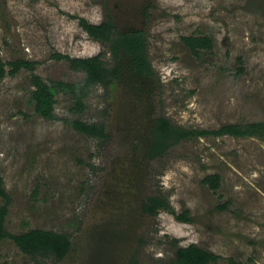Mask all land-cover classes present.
Returning a JSON list of instances; mask_svg holds the SVG:
<instances>
[{
  "label": "rangeland",
  "instance_id": "374dc122",
  "mask_svg": "<svg viewBox=\"0 0 264 264\" xmlns=\"http://www.w3.org/2000/svg\"><path fill=\"white\" fill-rule=\"evenodd\" d=\"M81 20L106 23L113 38L140 31L152 75L140 76ZM186 37L209 47L194 52ZM97 54L106 84L90 86L81 111L58 90L54 117L36 113L33 75L80 81L84 72L64 56ZM0 59L36 61L32 72L0 78L4 227L69 241L56 257L25 254L4 238L0 264H172L191 244L219 263L264 264V130L191 134L148 155L159 116L188 132L264 123V0H0ZM64 118L101 125L102 137ZM210 174L214 189L203 182ZM151 197L165 206L147 212Z\"/></svg>",
  "mask_w": 264,
  "mask_h": 264
},
{
  "label": "trees",
  "instance_id": "16d2710c",
  "mask_svg": "<svg viewBox=\"0 0 264 264\" xmlns=\"http://www.w3.org/2000/svg\"><path fill=\"white\" fill-rule=\"evenodd\" d=\"M81 26L92 38L99 39L103 42L109 41L111 43L110 49L113 55H116L119 51H124L129 59L131 68L140 76L144 77L147 75H152V68L146 57L144 38L142 37V33L140 31L119 33L118 38H113L110 31L111 27L106 23L92 24L81 20ZM184 42L194 52L198 47H209V41L205 37H186L184 38ZM101 55L102 54H97L95 56L80 58L64 56L69 61V65L72 70L84 72V77L80 81H52L50 84H47L38 76L33 75L32 84L34 89L31 92V98L34 101L36 113L49 119L54 117V96L58 90L71 94L74 105L73 108H71L72 112L81 111L84 108L83 101L89 91L90 86L96 82H99L101 85L106 84L105 75L107 70L104 69L103 63L100 60ZM58 57H61V55H58ZM35 64L36 61H29L25 59H17L15 61H2L0 59V78H3L5 74H14L20 68H24L32 72ZM63 121L69 127H72L74 130L80 133L97 138L102 137V133L100 132L102 129L101 125L87 123L85 121L73 118H64ZM249 128L264 130V123H251L247 126H242L239 124H226L213 131L196 130L188 132L181 127L173 126L166 118L159 116L155 119L154 124L151 127V144L148 147V155L153 156L154 154L164 151L166 148H168V141L171 139H179L191 134L243 136L249 133ZM203 182L214 189L219 184L218 175H207ZM0 194L6 196L2 190H0ZM160 206H165L164 201L157 197H151L145 204V209L147 212H154V210ZM5 213V208L1 207L0 240L4 238L12 239L17 247H19L21 252L25 254L43 256L53 254L56 257H61L67 252L69 241L67 240L64 233L42 229H31L28 232L18 235L9 233L4 227L3 221ZM176 218L181 222H186L188 219L186 217V213L179 214ZM172 264L241 263L236 262L232 258H228L223 263H219L218 256L216 254L207 252L191 244L177 250L176 257Z\"/></svg>",
  "mask_w": 264,
  "mask_h": 264
}]
</instances>
